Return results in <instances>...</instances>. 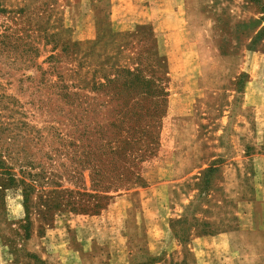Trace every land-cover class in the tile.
<instances>
[{"label":"rangeland","instance_id":"obj_1","mask_svg":"<svg viewBox=\"0 0 264 264\" xmlns=\"http://www.w3.org/2000/svg\"><path fill=\"white\" fill-rule=\"evenodd\" d=\"M2 3L51 37L0 75V264H264V0ZM87 106L141 182L95 185Z\"/></svg>","mask_w":264,"mask_h":264},{"label":"trees","instance_id":"obj_2","mask_svg":"<svg viewBox=\"0 0 264 264\" xmlns=\"http://www.w3.org/2000/svg\"><path fill=\"white\" fill-rule=\"evenodd\" d=\"M6 16V20H11V24L1 23L0 24V75H10L11 70L19 69L21 67H29L33 65V60L35 57L39 56L37 52L40 50V46L46 44V40H50V35L46 32L45 29H42V32H38L36 37L32 35V32H36L37 29L32 28V18L30 14L26 13V10H9L3 6L2 0H0V16ZM264 20V18H263ZM20 24H24L25 27H20ZM28 24V25H27ZM39 27L45 28L44 25H38ZM264 37V28L256 35L254 39L255 42L262 40ZM264 40V39H263ZM129 75H133L134 81L133 85L136 88H141L143 93H140V97L135 98V103L139 106L136 108L138 110L143 109L142 102L145 101L148 97L160 96L162 90L159 92L161 94L153 95L150 91L152 88L158 89L157 85L153 80L140 77L138 74H133L130 71H126ZM130 100V96H125V102ZM125 104V105H126ZM72 111L75 112V115L72 120V129L76 132L74 136L75 140L81 142L85 149H87V154L94 156L95 163L91 165V174H93V180H96V186L105 187V184L109 183L110 188L123 185L124 182H130L132 177L135 176L133 182L138 183L142 181V176L140 174H135L134 170H131L130 167L124 169L123 171L117 165V159L119 158V153L113 147L103 144L105 129L99 124V121L95 119L94 109L89 106L85 107L82 112L72 107ZM149 113V114H148ZM146 114L152 117L156 123H158L161 110H159L158 105L154 106L153 109L148 108ZM126 117V113H124ZM158 126V124H156ZM155 126V129L157 128ZM147 130L145 133H148ZM150 130V133L154 136L152 138L155 144H158V135L153 133ZM109 144L111 141L108 142ZM131 163L130 157L128 158ZM140 159L138 161H142ZM8 168V167H5ZM128 178V179H127Z\"/></svg>","mask_w":264,"mask_h":264}]
</instances>
